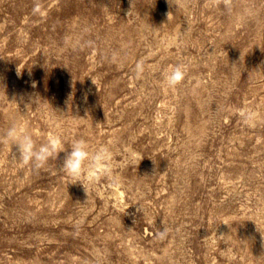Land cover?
I'll return each mask as SVG.
<instances>
[{"label":"rangeland","instance_id":"rangeland-1","mask_svg":"<svg viewBox=\"0 0 264 264\" xmlns=\"http://www.w3.org/2000/svg\"><path fill=\"white\" fill-rule=\"evenodd\" d=\"M0 264H264V0H0Z\"/></svg>","mask_w":264,"mask_h":264},{"label":"clouds","instance_id":"clouds-1","mask_svg":"<svg viewBox=\"0 0 264 264\" xmlns=\"http://www.w3.org/2000/svg\"><path fill=\"white\" fill-rule=\"evenodd\" d=\"M170 2L172 3V0ZM183 78L184 69L181 66L171 68L164 73L165 83L169 87H175ZM5 135L13 145H18L19 159L25 163L34 161L40 166L54 153L65 152L62 171L73 178V183H82L86 191L87 186L82 177L91 180L97 172L106 171L102 168V161L106 159V149L100 148L95 153H90L88 145L82 139L73 140L65 147L59 139L49 136L47 141L37 148L32 135L19 130L16 123L12 124Z\"/></svg>","mask_w":264,"mask_h":264}]
</instances>
